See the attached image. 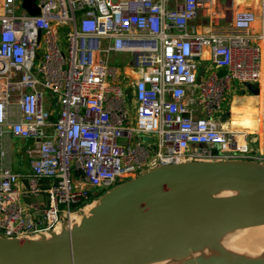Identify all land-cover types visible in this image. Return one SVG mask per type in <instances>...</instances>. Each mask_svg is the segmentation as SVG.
Returning <instances> with one entry per match:
<instances>
[{"label":"built area","instance_id":"2783aa9c","mask_svg":"<svg viewBox=\"0 0 264 264\" xmlns=\"http://www.w3.org/2000/svg\"><path fill=\"white\" fill-rule=\"evenodd\" d=\"M215 1L34 0L31 16L21 0H0V141L7 132L25 142L29 164L26 177L0 164V238L70 230L88 205L158 166L264 165L220 120L233 85L261 78L255 15L237 10L217 23ZM220 1L231 12V0ZM111 54L139 74L127 78ZM39 197L47 203L23 200Z\"/></svg>","mask_w":264,"mask_h":264},{"label":"water","instance_id":"95a60500","mask_svg":"<svg viewBox=\"0 0 264 264\" xmlns=\"http://www.w3.org/2000/svg\"><path fill=\"white\" fill-rule=\"evenodd\" d=\"M21 1L29 15L39 14L34 0ZM244 86L258 94L257 84ZM23 185L28 188L26 180ZM224 186L247 192L233 199L182 198L194 189ZM23 200L47 203L42 197ZM33 217L44 222L41 211ZM260 225H264V165L181 162L155 167L114 187L70 230L31 241L0 238V264H146L186 238ZM259 259L248 264H259Z\"/></svg>","mask_w":264,"mask_h":264},{"label":"crops","instance_id":"0c3cea01","mask_svg":"<svg viewBox=\"0 0 264 264\" xmlns=\"http://www.w3.org/2000/svg\"><path fill=\"white\" fill-rule=\"evenodd\" d=\"M231 2V12H227L226 14L223 10V3L220 0H216L214 4L210 5V8L215 6V10L213 11V15L211 16V18H215L214 20L217 23L230 21L231 15L235 11L242 9L249 10L255 15V21L251 26V29L249 30V34L251 39L256 40V42L261 47V78L257 83L259 91L256 95L253 94L251 90L245 88V86L238 84L233 85L232 89L226 97L224 105V109H226V107L228 106L230 110H227L223 114V116H221L220 120L223 123L225 122L224 127L227 130H233L232 132L240 131L238 133L246 136L245 139L251 152L264 154V40L257 41L256 39L262 27V0H231ZM225 15L226 20L221 19ZM204 20V18H200L198 21L200 22V24H202L201 22H204ZM203 24V26H207L206 22ZM236 111H238L239 113ZM234 113L237 115H234L237 118H243L248 115V130H241L238 127L231 128V125L233 124V122H231V118L233 117L232 115ZM242 131H246L248 133ZM13 142H20L21 146L18 148H14ZM0 143L2 151L4 152V156L0 161L1 166L10 169L13 173L19 176L26 177L27 174H29V164L27 157L24 154L25 142L16 140L12 138L10 134L5 132L1 138ZM20 187L25 188L23 185V181L22 186Z\"/></svg>","mask_w":264,"mask_h":264},{"label":"bare ground","instance_id":"6f19581e","mask_svg":"<svg viewBox=\"0 0 264 264\" xmlns=\"http://www.w3.org/2000/svg\"><path fill=\"white\" fill-rule=\"evenodd\" d=\"M235 113L231 118V122H233L231 128L238 127L241 130H248V115L243 118H237L234 116L236 115ZM237 189H241L242 191L236 194ZM245 192H247V189L229 186L205 187L194 189L182 198L195 200L233 199L240 197ZM97 204V201L91 203L84 209V212L90 215L91 210H93ZM80 220L81 218L77 217L76 223L79 224ZM246 239H249V243H245ZM255 241L259 242L258 245L264 244V225L237 228L230 231L216 233L205 238H186L174 246V248L168 251L165 255L147 261L146 264H165L169 261H183L189 259L190 255H193L195 257L194 259H199L200 264H243L244 261L246 262L247 260L254 259L256 252Z\"/></svg>","mask_w":264,"mask_h":264},{"label":"rangeland","instance_id":"374dc122","mask_svg":"<svg viewBox=\"0 0 264 264\" xmlns=\"http://www.w3.org/2000/svg\"><path fill=\"white\" fill-rule=\"evenodd\" d=\"M0 13H1V7H0ZM205 22H207L206 19L204 20V22H201L202 24H200V28H201L202 31L206 30V27L203 26L204 25L203 23H205ZM108 59H109L110 62L115 63L117 65H120L122 67V69H123L122 71L126 74L127 78H129V79L135 78L139 74L138 70H133V68H131V65L133 63H132V61L130 60V58L128 56H121L119 54H111L110 56H108ZM227 110H230V108L228 106L226 107V109H224V113ZM143 137H144L143 140L151 142L150 135L149 136H142V138ZM13 145H14V148H18V147L21 146L20 142H13ZM261 154H263V153H261ZM236 191H237L236 192V194H237V193H239L242 190L241 189H237ZM97 202H98V200H97ZM83 214H85V215H83ZM79 216L81 218H83V217L88 216V214H86L84 212V213H80ZM76 222H75V224H77ZM245 241H246L245 243H249V239H246ZM258 243H259L258 241H255V246H256L255 247V251L256 252H255V255H254V259L247 260L246 262L244 261L243 264L253 263L256 260H258L260 257L261 258L259 259V264H264V244L258 245ZM194 258L195 257L193 255H190L189 259H186V260H183V261H174V262L173 261H169V262H166L165 264H184V263H188V262L192 263L195 260ZM201 261H204V260H201Z\"/></svg>","mask_w":264,"mask_h":264}]
</instances>
